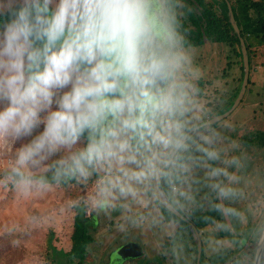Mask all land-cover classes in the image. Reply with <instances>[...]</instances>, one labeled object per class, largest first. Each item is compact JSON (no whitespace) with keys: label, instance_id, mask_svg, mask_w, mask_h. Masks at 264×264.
Returning <instances> with one entry per match:
<instances>
[{"label":"clouds","instance_id":"obj_1","mask_svg":"<svg viewBox=\"0 0 264 264\" xmlns=\"http://www.w3.org/2000/svg\"><path fill=\"white\" fill-rule=\"evenodd\" d=\"M181 8L0 0V186H77L68 208L166 237L172 264H243L249 240L264 264V154L207 106Z\"/></svg>","mask_w":264,"mask_h":264},{"label":"rangeland","instance_id":"obj_2","mask_svg":"<svg viewBox=\"0 0 264 264\" xmlns=\"http://www.w3.org/2000/svg\"><path fill=\"white\" fill-rule=\"evenodd\" d=\"M200 1L207 8L211 6L209 0ZM201 11L197 0H182L181 29L187 42L192 41L194 60L203 72L198 83L207 106L215 113L240 89L242 61L237 44L230 46L206 38L196 43L190 15ZM250 49L252 57L244 96L221 122H232L235 130L230 135L238 136L250 149L264 154V46L254 43ZM80 191L74 185H54L46 191L21 196L10 186H0V264H51L49 243L56 250L67 252L76 239L83 245L84 257L72 256L73 263L82 259V264H172L171 256L162 253L167 245L166 237L139 230L120 232L104 217L85 214L87 220L82 226L86 240H79L73 234L74 221L83 214L67 204ZM32 217H37L39 222ZM184 227L187 232L188 226ZM203 227L201 223L199 229ZM187 235L191 237L190 232ZM192 243L195 244L194 239ZM132 244L140 245V255L131 254L135 249ZM251 247L249 240L231 255L243 264H251ZM205 259L201 253L200 263H205Z\"/></svg>","mask_w":264,"mask_h":264},{"label":"trees","instance_id":"obj_3","mask_svg":"<svg viewBox=\"0 0 264 264\" xmlns=\"http://www.w3.org/2000/svg\"><path fill=\"white\" fill-rule=\"evenodd\" d=\"M201 5L202 11L199 14H191V22L195 26L196 43H201L203 38L209 41L218 43H226L230 46L237 44V54L241 57L242 69L243 59L240 48L239 36L234 30L228 16L229 8L231 9L232 16L239 29L240 37L243 39L247 51V59L250 70L251 63V49L254 43H259L264 46V0H209L210 7H205L200 0H197ZM212 7V9H211ZM193 31V30H192ZM192 43L191 40L188 41ZM243 75V74H242ZM239 92V87L232 94V98L224 102L215 112V115L224 113L232 104L233 100ZM81 213V212H80ZM83 214V215H82ZM74 221L73 234L78 236L79 240H86L84 238V229L82 225L87 220L85 214ZM77 215V214H76ZM194 229H199L201 222L193 219L191 221ZM49 236H52L50 233ZM51 251V264H82V259L73 263L72 256L79 258L84 257L83 245L77 241L72 244L71 248L66 251L56 250L54 246L49 243ZM200 264H205L201 261Z\"/></svg>","mask_w":264,"mask_h":264},{"label":"water","instance_id":"obj_4","mask_svg":"<svg viewBox=\"0 0 264 264\" xmlns=\"http://www.w3.org/2000/svg\"><path fill=\"white\" fill-rule=\"evenodd\" d=\"M228 16H229V20H230L234 30L236 31V33L239 36L240 48H241L242 59H243V76H242V82H241V86H240L239 92H238L237 96L235 97L234 101L232 102L231 106L224 113H221V114L217 115V116L221 117L222 119L225 118L226 116H228L235 109V107L239 104V102L243 98L245 90H246V84H247V81H248V75H249V65H248V59H247V51H246V48H245L244 41L240 37L239 29H238V27H237V25L235 23V20H234V18L232 16V12H231L230 8H229V11H228ZM131 246L135 247V249L133 250V252L131 254L135 253L137 255H140V250H141L140 245L132 244ZM124 248H125V251H126V249L128 250V247H124Z\"/></svg>","mask_w":264,"mask_h":264},{"label":"flooded vegetation","instance_id":"obj_5","mask_svg":"<svg viewBox=\"0 0 264 264\" xmlns=\"http://www.w3.org/2000/svg\"><path fill=\"white\" fill-rule=\"evenodd\" d=\"M202 43V42H201Z\"/></svg>","mask_w":264,"mask_h":264}]
</instances>
